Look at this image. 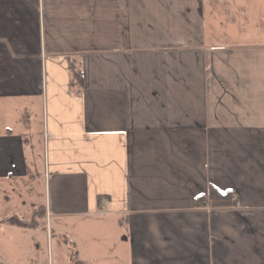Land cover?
Here are the masks:
<instances>
[{
    "label": "crops",
    "instance_id": "obj_1",
    "mask_svg": "<svg viewBox=\"0 0 264 264\" xmlns=\"http://www.w3.org/2000/svg\"><path fill=\"white\" fill-rule=\"evenodd\" d=\"M191 2L0 0V184L109 221L120 264H264V45L206 42Z\"/></svg>",
    "mask_w": 264,
    "mask_h": 264
},
{
    "label": "rangeland",
    "instance_id": "obj_2",
    "mask_svg": "<svg viewBox=\"0 0 264 264\" xmlns=\"http://www.w3.org/2000/svg\"><path fill=\"white\" fill-rule=\"evenodd\" d=\"M197 1L206 42H216L206 30L210 28L222 46L264 45V0ZM187 3L193 8L191 0ZM30 148L32 152L26 151V160L31 161V172L41 175L45 164L42 137L36 136ZM36 176V191L42 193L41 179ZM20 189L11 190L6 184L3 187L0 184V212L6 215L15 208L20 212L17 218L0 220V264H93L94 256L101 259L100 264L121 263V257L111 256L113 252L109 250V221L103 231L99 227L98 239H94L92 233L86 232L97 226L92 218L51 216L46 221L32 217L26 210L32 201L39 205L41 196L34 194L31 200L23 186ZM3 195L12 198L2 199ZM36 213L40 214L38 210ZM8 220L22 224L15 223L18 228H12ZM27 220L34 224L28 226ZM2 252L8 256H3ZM14 256L18 257L16 261L11 259Z\"/></svg>",
    "mask_w": 264,
    "mask_h": 264
},
{
    "label": "trees",
    "instance_id": "obj_3",
    "mask_svg": "<svg viewBox=\"0 0 264 264\" xmlns=\"http://www.w3.org/2000/svg\"><path fill=\"white\" fill-rule=\"evenodd\" d=\"M74 76L78 78L80 83H83V76L81 71H76L74 72ZM83 85V84H80ZM234 193L231 190H226V191H220L216 187L211 186L209 191H208V200L209 203L213 206H225L229 205L232 203ZM203 198L198 199L200 201ZM39 213H42V210H38Z\"/></svg>",
    "mask_w": 264,
    "mask_h": 264
}]
</instances>
